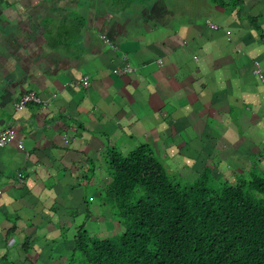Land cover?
Instances as JSON below:
<instances>
[{"label":"crops","instance_id":"1","mask_svg":"<svg viewBox=\"0 0 264 264\" xmlns=\"http://www.w3.org/2000/svg\"><path fill=\"white\" fill-rule=\"evenodd\" d=\"M29 92L49 107L13 110ZM6 129L0 264H47L48 243L84 220L81 188L94 202L107 182L110 149L147 146L193 180L207 166L228 182L263 172L264 0H0Z\"/></svg>","mask_w":264,"mask_h":264},{"label":"trees","instance_id":"2","mask_svg":"<svg viewBox=\"0 0 264 264\" xmlns=\"http://www.w3.org/2000/svg\"><path fill=\"white\" fill-rule=\"evenodd\" d=\"M105 166L109 178L92 199L116 234L96 237L82 223L66 264H264V171L216 184L207 166L177 184L147 146L110 149Z\"/></svg>","mask_w":264,"mask_h":264},{"label":"rangeland","instance_id":"3","mask_svg":"<svg viewBox=\"0 0 264 264\" xmlns=\"http://www.w3.org/2000/svg\"><path fill=\"white\" fill-rule=\"evenodd\" d=\"M118 148V147H117ZM116 152H118L115 149ZM160 162H162V159H159ZM163 165L166 167L165 171L167 175L172 179L173 183L177 184H186V183H192L194 180L189 177L191 173H183V172H178L175 169L176 164L175 163H169V164H164ZM218 166H220L218 164ZM169 167V168H167ZM212 168V166H209ZM221 167V168H220ZM218 167L219 171L222 172L221 170L224 169L223 164ZM183 173V174H181ZM88 175V174H87ZM214 183L218 184V179L217 178H212ZM230 182H233V180H229ZM213 183V185H214ZM101 188V187H100ZM100 188L96 187L95 189L99 190ZM81 191L83 192L82 198H84L85 195V202L87 204H83V206H80L82 210H80L78 213L82 216H85L87 211H90L92 213L91 217H88V220H73V222L70 224V226L66 227L64 229L65 232L58 238L54 237L52 243H48V249H46L44 254L50 259L49 261L47 260V264H66L69 259V254L72 250V244H71V239L72 236H74L75 229L80 226L82 223L84 224V229L86 231H89L96 237H108L111 238L116 234L115 227L113 226V219H108V215L106 214V210H98V204L99 201L94 198V202L89 201V196L88 193L85 194L86 189L81 188ZM93 210L94 213H93ZM52 239V238H51ZM44 259V257H43ZM56 259V260H55ZM41 263V262H40Z\"/></svg>","mask_w":264,"mask_h":264},{"label":"built area","instance_id":"4","mask_svg":"<svg viewBox=\"0 0 264 264\" xmlns=\"http://www.w3.org/2000/svg\"><path fill=\"white\" fill-rule=\"evenodd\" d=\"M207 26L211 30H216L217 27L210 24V22L206 21L205 22ZM103 40L104 37H102ZM106 41V40H105ZM134 72V69L131 68L130 66L126 65L122 68H118L112 71V74L114 76H126V75H131ZM253 75L256 76L261 82H262V75L260 71V66L257 62H253ZM76 86H80L83 88L88 87V81L87 78L81 79ZM28 105H35L40 107L43 110H46L49 107V102L48 101H43L39 99L34 93L29 92L26 94L21 95L13 104V110L15 111H20L27 107ZM16 142V133L12 130H2L0 131V149L6 147L7 145H10L11 143ZM17 149L22 150L23 147L20 143L17 142Z\"/></svg>","mask_w":264,"mask_h":264},{"label":"water","instance_id":"5","mask_svg":"<svg viewBox=\"0 0 264 264\" xmlns=\"http://www.w3.org/2000/svg\"><path fill=\"white\" fill-rule=\"evenodd\" d=\"M9 76H10V78H12L14 76L13 70L7 72V77H9Z\"/></svg>","mask_w":264,"mask_h":264}]
</instances>
